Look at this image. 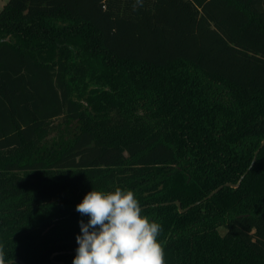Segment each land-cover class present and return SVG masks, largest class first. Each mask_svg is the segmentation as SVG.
Masks as SVG:
<instances>
[{"label": "trees", "instance_id": "trees-1", "mask_svg": "<svg viewBox=\"0 0 264 264\" xmlns=\"http://www.w3.org/2000/svg\"><path fill=\"white\" fill-rule=\"evenodd\" d=\"M263 140L264 0H9L0 11L9 264H72L89 219L76 205L117 187L162 225L166 264H264Z\"/></svg>", "mask_w": 264, "mask_h": 264}, {"label": "clouds", "instance_id": "clouds-1", "mask_svg": "<svg viewBox=\"0 0 264 264\" xmlns=\"http://www.w3.org/2000/svg\"><path fill=\"white\" fill-rule=\"evenodd\" d=\"M88 216L79 221L81 235L72 264H166L164 245L158 237L162 225L142 215L134 191L92 189L76 205ZM0 264H8L0 246Z\"/></svg>", "mask_w": 264, "mask_h": 264}, {"label": "water", "instance_id": "water-1", "mask_svg": "<svg viewBox=\"0 0 264 264\" xmlns=\"http://www.w3.org/2000/svg\"><path fill=\"white\" fill-rule=\"evenodd\" d=\"M263 146H264V140H263V142H262L260 148H262ZM258 152H259V150H258ZM258 152H257V153H258ZM254 162H255V159H254V161L252 162L251 167L253 166ZM240 183H241V180L239 181V183H238L236 186L231 185V184H228V186H230V187H234V188H237V187H239ZM220 189H222V188H219L218 190L212 192V193L208 196V198H209V197H212V196H213L215 193H217ZM175 204L178 206L180 213H184V212H186V211L190 208V207H189V208H187V209H182L180 202H175ZM75 253H76V251H75ZM15 262H19V261H15ZM10 263H13V262H10ZM21 263H22V262H21ZM8 264H9V263H8ZM22 264H23V263H22ZM60 264H64V263L61 262Z\"/></svg>", "mask_w": 264, "mask_h": 264}, {"label": "rangeland", "instance_id": "rangeland-1", "mask_svg": "<svg viewBox=\"0 0 264 264\" xmlns=\"http://www.w3.org/2000/svg\"><path fill=\"white\" fill-rule=\"evenodd\" d=\"M8 1H9V0H0V11L2 10L3 6H4ZM60 123H61L60 121H57L56 123H54L53 128H55V129H54V131H53L52 129L50 130L49 137H54V135H56V131H57L59 128L63 127V125H61V126L59 127V124H60ZM220 233H221V234H224V233H225V229H224V228H221V229H220Z\"/></svg>", "mask_w": 264, "mask_h": 264}]
</instances>
